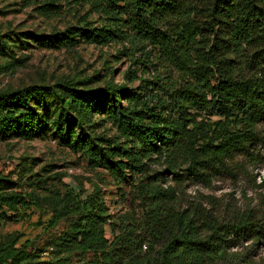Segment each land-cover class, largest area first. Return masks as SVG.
<instances>
[{
	"label": "trees",
	"instance_id": "trees-1",
	"mask_svg": "<svg viewBox=\"0 0 264 264\" xmlns=\"http://www.w3.org/2000/svg\"><path fill=\"white\" fill-rule=\"evenodd\" d=\"M73 1L90 3L114 24L69 29L62 46L71 48L77 36L95 45L127 40L140 56L135 64L152 79L141 80L132 109L120 102L122 87H107L103 98L72 89L56 95L59 116L99 112L126 139L128 148L89 139H77L73 148L91 165L128 176L140 212L116 225L90 197L76 236L62 246L99 253L101 264H134L142 247L155 251L160 264H209L246 236L264 237V217L253 210L223 220L199 204L181 206L188 185L209 187L231 176L242 166L240 157L260 162L253 148L264 122V0ZM39 94L35 88L0 93L3 137L38 132L42 114L30 100ZM161 159L165 170L153 166ZM17 198L0 194V210L13 211Z\"/></svg>",
	"mask_w": 264,
	"mask_h": 264
},
{
	"label": "rangeland",
	"instance_id": "rangeland-1",
	"mask_svg": "<svg viewBox=\"0 0 264 264\" xmlns=\"http://www.w3.org/2000/svg\"><path fill=\"white\" fill-rule=\"evenodd\" d=\"M113 24L88 2L0 0V93L38 89L40 94L30 100V107L42 114L38 132L28 139L0 134V194L17 196L19 202L13 211L0 210V264H101L99 253L62 246L76 236L79 221L88 212L83 203L90 197H96L110 223L118 225L139 216L133 181L91 165L73 148L77 139L96 144L106 140L128 148L126 139L99 112L59 116L56 96L72 89L98 92L103 98L107 87H122L125 94L120 102L135 107L134 93L141 80L150 81L152 75L141 73L144 70L135 64L140 56L133 55L129 41L95 45L77 36V43L66 48L59 40L69 29ZM258 131L260 140L253 151L260 162L252 165L240 157L242 166L231 176L217 177L209 187L188 185L182 208L199 204L223 220L247 210L264 217V122ZM153 166L166 169L162 159ZM168 184L173 185L170 180ZM105 227L111 239L110 228ZM139 256L134 264H160L155 251L149 254L142 247ZM209 264H264V237L246 236L213 255Z\"/></svg>",
	"mask_w": 264,
	"mask_h": 264
}]
</instances>
